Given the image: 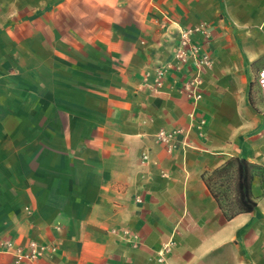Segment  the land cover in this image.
<instances>
[{
	"label": "crops",
	"instance_id": "1",
	"mask_svg": "<svg viewBox=\"0 0 264 264\" xmlns=\"http://www.w3.org/2000/svg\"><path fill=\"white\" fill-rule=\"evenodd\" d=\"M263 69L264 0H0V264H264Z\"/></svg>",
	"mask_w": 264,
	"mask_h": 264
},
{
	"label": "trees",
	"instance_id": "2",
	"mask_svg": "<svg viewBox=\"0 0 264 264\" xmlns=\"http://www.w3.org/2000/svg\"><path fill=\"white\" fill-rule=\"evenodd\" d=\"M233 169L235 175V195L229 206L222 203L218 190L215 189V179L225 176L229 170ZM257 167L243 159H233L224 168L213 172L206 179L208 187L213 196L220 203L228 218L234 217L238 213L252 212L256 207V202L252 199L251 187L254 171Z\"/></svg>",
	"mask_w": 264,
	"mask_h": 264
},
{
	"label": "built area",
	"instance_id": "3",
	"mask_svg": "<svg viewBox=\"0 0 264 264\" xmlns=\"http://www.w3.org/2000/svg\"><path fill=\"white\" fill-rule=\"evenodd\" d=\"M210 28L211 25L209 23H201L200 25L196 26L193 29H187V30H182L181 32V39H180V49L177 52V56L182 59L183 62H186L188 58V54L186 52L187 47L192 46V35L195 34H201L203 38H209L210 37ZM198 47H194L190 51V56H192L194 62L197 63V65H203L207 64L210 62V55L208 53H204L203 57L201 59L198 58ZM259 84L264 96V69L261 71L260 76H259ZM144 160L147 159V156H144ZM8 246H11L9 243L7 244ZM45 246L39 245L38 243L32 241L29 244V253L24 255L30 260H38L44 256V253L46 251ZM54 252L56 251L55 248L52 249Z\"/></svg>",
	"mask_w": 264,
	"mask_h": 264
},
{
	"label": "rangeland",
	"instance_id": "4",
	"mask_svg": "<svg viewBox=\"0 0 264 264\" xmlns=\"http://www.w3.org/2000/svg\"><path fill=\"white\" fill-rule=\"evenodd\" d=\"M167 64H161L159 63V69H163V67L166 68ZM254 173H258V170L254 171ZM215 189L218 190L220 194V198L222 200V203L227 207L230 205V203L234 200L235 195V175L233 172V169L229 170V172L221 177L216 178L215 181Z\"/></svg>",
	"mask_w": 264,
	"mask_h": 264
}]
</instances>
